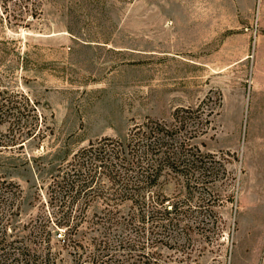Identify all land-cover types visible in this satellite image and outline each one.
Returning <instances> with one entry per match:
<instances>
[{"label": "rangeland", "instance_id": "374dc122", "mask_svg": "<svg viewBox=\"0 0 264 264\" xmlns=\"http://www.w3.org/2000/svg\"><path fill=\"white\" fill-rule=\"evenodd\" d=\"M182 108L174 137L200 161L142 192L175 205L172 222L107 178L94 198H51L80 148ZM0 177L23 191L26 242L55 212L78 221L83 246L50 223L42 264L104 245L114 264L141 247L155 264H264V0H0Z\"/></svg>", "mask_w": 264, "mask_h": 264}, {"label": "trees", "instance_id": "16d2710c", "mask_svg": "<svg viewBox=\"0 0 264 264\" xmlns=\"http://www.w3.org/2000/svg\"><path fill=\"white\" fill-rule=\"evenodd\" d=\"M182 111L188 112V109L176 110L172 124L157 120L148 124L136 123L126 141L106 137L80 148L47 186L51 198L57 199L61 195L62 198H70L72 203L86 196L94 198L105 189V185L101 186L100 181L107 178L113 187H120L113 194L137 196V201L142 203V206H151L150 218L153 222H172L174 218L171 214L176 212L175 205L174 209L170 210L169 205L165 204L167 199L160 198L158 194L146 199L142 192L153 191L152 188L156 186L165 169L185 172L196 168L200 161L199 156L196 157L195 153L187 151L189 143L185 140L178 141V137V140L174 137V132L181 131L184 125L185 117L180 114ZM97 184L99 185L96 187ZM22 192L19 184L0 177V264L47 262L50 251L43 254L42 250L39 253L35 246L38 240L47 243L50 241L47 237L53 231L51 228L48 230L50 223L55 227L67 226L68 242H78L83 246L74 237L79 226L78 221L74 223L73 215L67 212L63 215L55 212L54 218L49 216L44 219L40 232H34V239L26 242L25 236L19 234L20 226L17 225ZM142 216L145 218L146 212H143ZM95 244L98 246L97 242ZM143 248L145 247H141L140 253L136 255V260L140 262L136 264H155L153 254L143 251ZM85 251L86 248L77 253L76 264H114L109 261H112L117 253V250L113 251L108 245H104L103 252ZM132 257L133 255L130 259ZM39 258L42 259L37 261Z\"/></svg>", "mask_w": 264, "mask_h": 264}]
</instances>
